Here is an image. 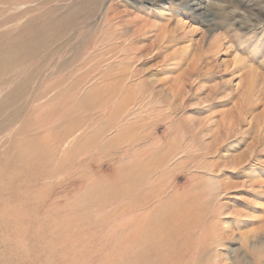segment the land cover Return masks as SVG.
Masks as SVG:
<instances>
[{
    "label": "rangeland",
    "instance_id": "1",
    "mask_svg": "<svg viewBox=\"0 0 264 264\" xmlns=\"http://www.w3.org/2000/svg\"><path fill=\"white\" fill-rule=\"evenodd\" d=\"M210 1L0 0V264H264V0Z\"/></svg>",
    "mask_w": 264,
    "mask_h": 264
},
{
    "label": "bare ground",
    "instance_id": "2",
    "mask_svg": "<svg viewBox=\"0 0 264 264\" xmlns=\"http://www.w3.org/2000/svg\"><path fill=\"white\" fill-rule=\"evenodd\" d=\"M176 1L183 2L186 6H188L191 10H193L195 12L196 11H202L201 14H200L202 16L213 17L212 19H214V17L216 16L214 11H213V6H212L214 4V2H212L210 0H176ZM48 20L51 22L53 19L51 18V16H48ZM111 50L113 51V48H111ZM104 67H105V69H104ZM40 69H42V67ZM93 70H96V72L98 73L97 76H99L98 78L101 80V83H100L99 87L100 86H106L107 87L110 84H117V89H121V88L125 89L124 85L122 84V83H124V80L126 79V76H127L125 71H123L121 74H117L116 75V73H114V71H113V64L106 65L105 63H102L101 65H96V67H94ZM37 73H39V71H37ZM93 80H94V77L93 76L90 77V75H87V74L83 75L80 78L73 79L72 82H71V85H70V90L84 89L87 85L91 84V82ZM111 80H114V82H110ZM64 82H66V80H64ZM112 92H115V90H113ZM117 93H119V91H117ZM87 98H89V96H86L85 99H87ZM114 99H115V96L114 97L110 96L108 98L105 97V98H103L101 100L100 103H96V104L98 106H106L109 103L113 102ZM133 102H132V104L125 105L123 107V111H122L123 115L118 120L117 124H116L117 119L116 120L113 119V121L107 122L106 124H103L102 127L99 128L98 134H97V132L96 133L94 132L88 139L91 140V141L92 140H96L95 138H96L97 135H103L107 131H110V130H115L116 132H120V129H119L120 127H118L117 125H119L121 121H123V120L127 121L129 119V117H131L132 115L134 117L139 116L136 112L138 110H140V108H142V103L139 102L137 104L138 105V107H137L135 105V103H133ZM135 106L137 107L136 109L134 108ZM94 107H96L95 104L93 106H92V104H87L84 108H89V109L93 108L94 109ZM129 107H131V108L129 109ZM125 110H127V111L125 112ZM70 111L71 110L69 109L68 113ZM102 111H104V109ZM129 111H131V112H129ZM75 121L76 122H74V124H72L69 127H66L67 129L65 130V133H64V136H65L64 138L65 139L61 140L60 146L63 145L66 141H67L65 143L66 145L70 144V142H74L75 143L77 137H79V135H81L83 127H82V125H80V123L81 122L84 123V120H83V118L81 119V118L78 117L77 120H75ZM87 121H91V119L87 120ZM136 141L138 142L139 139L136 140ZM139 160H140V156L136 155L135 156V160H132V161L129 162V164L131 166V169H130L131 170V178H132V180L134 182L133 187H132L133 190L135 189V187H138V186H141L142 184H144L145 177L147 175H149L152 171H154L155 169H162V168H164L167 165V163L164 160H159V161L154 160L151 163H149L148 166H145L142 169L140 175L138 176L135 173H132V172H134L132 164L137 163ZM131 193H133V192L132 191L131 192L128 191L127 195H129ZM160 195H162V194H160ZM160 195H157L156 197H158ZM130 196L132 197L133 194H131ZM171 199L174 201V195H173V197ZM168 228L169 227L167 226V229ZM145 230H146V227L144 225L140 224V223L137 226H134L132 221L128 224V227H127V237H128L127 252H129V258L130 259L133 257V254H135V250L137 252H143V250H142L143 248H141V247H146L145 245L147 243L144 240L141 239L142 238L141 234ZM138 235H139L140 238L137 237ZM202 247H203V245H202ZM205 247H206V245H205ZM181 252H183L182 249H180V252H179L178 255H181ZM213 258H216V257L213 256ZM188 260L189 261L193 260L192 263L194 264V259L191 256L188 257ZM183 261H185V260L183 259ZM189 261H188V263H189ZM136 263L140 264V263H138L135 260V257L132 258L131 261L129 262V264H136ZM189 264H191V263H189ZM199 264H201V263H199ZM206 264H211V263L209 261H206Z\"/></svg>",
    "mask_w": 264,
    "mask_h": 264
}]
</instances>
